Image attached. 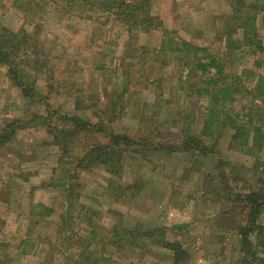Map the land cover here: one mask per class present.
Here are the masks:
<instances>
[{"label":"rangeland","instance_id":"obj_1","mask_svg":"<svg viewBox=\"0 0 264 264\" xmlns=\"http://www.w3.org/2000/svg\"><path fill=\"white\" fill-rule=\"evenodd\" d=\"M152 2V12L164 22L163 29L131 40L117 21H107L100 12L86 11L81 17V10L88 9L85 5L81 10H67L61 1L57 6L54 0H0V27L28 34L30 51L37 52L35 47L39 46L43 54L54 58L48 63L51 71L46 68L47 75L21 66L32 76L34 90L43 97L39 99L45 100L44 105L42 100L21 97L6 69L0 68V132L11 125L5 132L11 135L9 141L0 145V264L63 262L61 252H54L51 246L47 249L46 244L58 239L56 227L66 200L58 188L46 186L51 179L63 178L54 172L59 152L51 130L64 124L66 118L94 124L103 119L101 113L109 112L116 118L111 127L114 133L133 137L148 134L155 144L161 140L181 144L185 135L201 137L207 102L193 88L189 90L194 77L188 72L191 68L179 64L183 56H172L168 50L166 55L155 56L167 40H186L226 55L224 83L234 86L232 96L236 100L225 101L232 107L221 119L237 124L253 120L264 130V90H257L256 77L251 73L264 74V53L237 61L227 37L217 35V30L229 26L223 18L231 13L229 1ZM257 26L264 46V15ZM126 41L132 44L130 48L136 44L133 41L144 43L149 52L147 62L141 64L145 72L135 73L133 83L125 85L120 71L128 64L137 69L136 58L140 57L137 51L124 50ZM59 72L65 77L56 85ZM146 79L149 81L144 84ZM117 84H121V99L113 97ZM70 90L74 96L68 97ZM77 99L87 109L77 110ZM47 105L58 109L59 114H52L53 109L47 115ZM232 134L226 129L219 147L209 157L136 148L123 159L122 177L106 174L101 168L79 169L75 232L89 238L86 223H92L99 238L91 249L107 251L116 262L113 264H173L164 256L166 250L157 245L158 240L179 242L188 254L184 264H242L236 226L243 219L237 212L235 216L221 215L231 206L217 179L216 166L226 169L231 167L228 159L234 161L240 176H245L244 186L256 188L264 177V145L258 151H237L230 147ZM206 142L212 144L211 140ZM121 185L133 189L120 192ZM38 205L50 209L51 216L45 217ZM112 227L120 233L118 238L110 233ZM140 231H150L152 236L143 238ZM110 240L119 244L109 245ZM101 254L96 258L99 261Z\"/></svg>","mask_w":264,"mask_h":264},{"label":"trees","instance_id":"obj_2","mask_svg":"<svg viewBox=\"0 0 264 264\" xmlns=\"http://www.w3.org/2000/svg\"><path fill=\"white\" fill-rule=\"evenodd\" d=\"M58 1H61V4L63 3L64 5L63 8L67 10H81L82 5L87 6L88 9L81 10V17L86 11L90 13L100 12L106 16L107 21H117L131 40L138 39V36L145 38L152 31H160L164 26V22L159 19V16L154 15L152 12L153 0H54L55 3ZM228 1L231 13L223 18H225L229 26L228 28L222 27L217 30L218 37H227L230 52L234 54V58L238 57L237 61L242 62L249 56L263 54L264 46L259 36L257 23L260 16L264 15V0ZM56 4L57 6L59 5L58 3ZM164 32L166 33L167 30L164 29ZM133 42L136 43V48L134 43L132 48H130L132 44L130 45V41H126L124 50L128 51L130 48V50L137 51L140 57L139 59L136 58V64L138 63L139 65L137 69H134L133 64H128L129 67L120 71L121 77L119 78L125 85L132 84L137 74L142 75L145 72V67L141 66V64L146 63L148 59L146 58L149 52L148 46L144 43ZM29 47H31V38L28 34L19 35L6 27H0V68L4 67L6 69V76L20 90L19 94L21 97L36 101V99L43 97H38L34 90L35 83L31 80L32 76L26 73L21 66L31 67L30 69H33L35 73H45L47 75L48 70L51 71L48 68V63L54 61V58L43 54L39 46L35 47L37 52L30 51ZM165 50L170 51L172 56H183L179 60L184 63L179 64L184 68H191L188 72L194 77L192 87H189V90L193 88L198 97L207 102V107L204 108L206 119L200 132L201 137L185 135L181 144L176 145L164 144V142H161L162 140L155 144L148 134H142L139 137L117 134L111 128L116 118L109 112L101 113L100 116H104L103 119L94 124L68 117L64 124H57L58 128H52L51 132L54 133L55 145L59 152L57 157L59 165L54 172H57L56 175L59 177L63 174V178L61 180L60 178L58 180L51 179L46 187L53 189L55 187V189L58 188L59 191H62L66 206L65 212L60 216L56 227L58 239L49 241L46 247L48 249L51 246L54 252H61L59 257L63 258L62 264L116 263L112 255L106 254L107 251L104 249L99 251H96L97 248L91 249L99 238V234L92 223L89 221L88 224L86 223L90 234L89 238L80 236L75 232L73 214L75 205H77L74 203L75 198L80 195L77 192L79 191V185L76 184V173L79 169L101 168L106 174L122 177L124 169L123 159L126 154L136 150V148L178 153L190 152L209 157L213 154V149L219 147L226 129L233 131L230 147L237 151L247 153L251 148L258 151V148H262L264 145V130L262 126H255L253 120L245 124H237L236 121L221 119L222 115H228L232 107L231 103L236 100L232 96L236 93L234 86L224 83L226 68L223 62L226 55L222 54V52L213 53L209 46H197L182 39H179L178 42L167 40L163 47L160 46V49L158 48L155 56L158 57L159 54L166 55ZM167 57L171 58L170 55H167ZM100 69L103 68L100 67ZM251 73L256 77L254 82L257 90L263 91L264 74ZM57 77L56 85L63 81L65 73L59 72ZM29 81L31 84H29ZM148 81L146 79L144 84ZM120 85L117 84L115 86L117 89L113 92L114 98L121 99V94L119 93ZM143 89H145L144 86ZM49 90L55 91V88H50ZM72 93L70 90L66 94L70 97L74 96ZM41 100L42 105H44L45 100L39 99V101ZM225 101L231 103L228 105ZM45 107L47 115H51V110L53 109L55 111L52 114H59L58 109L55 107L48 105ZM76 109L87 108L85 104L83 105L80 100L78 102L77 99ZM260 121H262V117ZM10 127L11 125H8L5 130L0 132V145L9 141L11 135L6 136L5 132ZM49 127H51V124H49ZM206 140H211L212 144L210 145ZM228 160L231 167L222 169V166H216L219 169L217 179L223 191L227 193V201L231 206L230 210L223 212L221 215L225 216L233 213L232 215L235 216L234 212H237L238 215L242 216L243 220H238L240 223L239 226H236V238L240 241L243 249L242 264H264V177L259 180V185L256 188H247V186H244V183H246L244 181L245 176H240L234 161ZM132 189L124 188L121 185L118 190L123 192ZM37 208L44 212L45 217L51 216V210L45 206L38 205ZM81 208L84 211L82 206ZM110 233L115 238L120 235L116 227H112ZM127 234L124 232V235ZM141 236L143 238L152 236V232L141 233ZM158 242L159 244L157 245L166 250L164 256L172 260L173 264L188 262V254L179 242H170L168 240H158ZM56 243L57 246H55ZM116 243L119 244L115 240L109 241V245H116ZM64 244H66V250L62 251ZM252 250L255 251L252 252ZM100 254L102 261L96 259ZM66 258L70 261L67 262ZM249 258L253 260L250 261Z\"/></svg>","mask_w":264,"mask_h":264}]
</instances>
